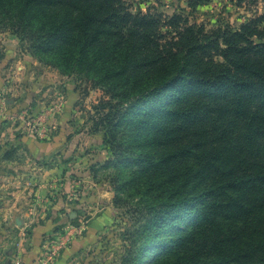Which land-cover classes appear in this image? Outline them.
I'll use <instances>...</instances> for the list:
<instances>
[{
    "label": "trees",
    "instance_id": "trees-1",
    "mask_svg": "<svg viewBox=\"0 0 264 264\" xmlns=\"http://www.w3.org/2000/svg\"><path fill=\"white\" fill-rule=\"evenodd\" d=\"M0 17L39 61L84 71L111 91L113 100H100L106 136L127 121L151 127L152 158L120 154L154 169L144 184L165 186L149 206L140 246L132 242L131 264H154L171 245L173 263L211 255L219 264H264V43L253 40L264 31L243 24L194 36L192 26H174L175 35L158 44L164 33L156 20L132 14L120 0H0ZM137 73L154 85L128 87ZM110 74L122 82L104 86Z\"/></svg>",
    "mask_w": 264,
    "mask_h": 264
},
{
    "label": "rangeland",
    "instance_id": "rangeland-1",
    "mask_svg": "<svg viewBox=\"0 0 264 264\" xmlns=\"http://www.w3.org/2000/svg\"><path fill=\"white\" fill-rule=\"evenodd\" d=\"M120 1L132 14L156 20L164 33L158 44L175 35L174 26H192L194 36L239 30L243 24L264 31V0ZM8 19L0 17V264H26V254L33 255L32 231L43 227L29 264H54L79 237L90 240L67 264H131L149 206L165 186L144 184L154 169L144 171L147 162L120 154L148 152L152 158L151 127L127 121L106 136L100 100H113L111 91H103L84 71H62L39 61ZM253 40L264 43V38ZM94 53L93 48L90 56ZM196 53L207 55L202 48ZM216 54L214 59L222 61ZM156 74H164L163 68ZM140 75L127 86L136 89L134 81L138 87L154 85L151 77L138 79ZM111 80L122 82L110 74L104 86ZM163 175L161 171L153 179ZM133 240L138 241L135 247ZM173 248L165 249L154 264H178L170 260ZM210 258L196 264H219Z\"/></svg>",
    "mask_w": 264,
    "mask_h": 264
},
{
    "label": "crops",
    "instance_id": "crops-1",
    "mask_svg": "<svg viewBox=\"0 0 264 264\" xmlns=\"http://www.w3.org/2000/svg\"><path fill=\"white\" fill-rule=\"evenodd\" d=\"M45 229L46 228L43 227L42 229H35L34 231H32L31 238H32L33 248L30 251L33 252V255L29 254V252L26 254L25 256L26 264H29L28 262L34 258L35 256L34 253L37 251L36 249L39 247L40 237L46 231ZM89 240L90 239L87 237H79L73 240L68 250H66L64 254H62L61 258L59 257V259L54 264H67V261H69L70 258L74 256L75 252L78 251L83 246H85L89 242Z\"/></svg>",
    "mask_w": 264,
    "mask_h": 264
}]
</instances>
